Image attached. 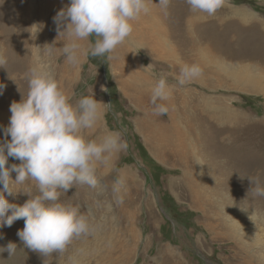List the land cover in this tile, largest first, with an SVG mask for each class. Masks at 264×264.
<instances>
[{"label": "rangeland", "instance_id": "rangeland-1", "mask_svg": "<svg viewBox=\"0 0 264 264\" xmlns=\"http://www.w3.org/2000/svg\"><path fill=\"white\" fill-rule=\"evenodd\" d=\"M69 4L0 0V54L7 60L0 66V141L11 103L27 95L29 70L40 63L71 103L84 96L100 102L97 126L85 131L88 139L99 142L118 131L127 147L114 153L108 165L97 163L96 187L60 190L58 202L77 207L88 218L89 234L73 239L62 253L42 255L17 236L24 227V220H17L0 228V264H264V195L252 190L264 189V93L231 77L233 69H249L264 80V0H223L214 16L191 27L189 38L170 34L169 45L177 44L174 56L162 55L152 41L132 32L104 57L89 54L94 36L80 41L76 65L66 61L67 38L59 37L53 21ZM245 8L253 13L246 18L236 11ZM182 10L187 11L182 0L160 4L163 25L169 18L178 28L175 18ZM131 23L141 28L136 19ZM185 42L196 47L183 51ZM185 63L198 64L203 72L181 86L177 77ZM161 75L174 88L169 101H158L168 103L169 112L156 115L151 87ZM127 85L145 86V93L126 91ZM157 121L179 123L185 143H197L189 148L193 158L187 162L197 175L211 172L207 189L199 184L198 196L188 195L180 163L154 147L150 134ZM13 163L20 161L10 157L8 165ZM117 180H123L119 192L114 191ZM12 190L14 195H5L18 205L40 195L32 180L13 182ZM9 242L17 245L11 256L4 251Z\"/></svg>", "mask_w": 264, "mask_h": 264}, {"label": "clouds", "instance_id": "clouds-1", "mask_svg": "<svg viewBox=\"0 0 264 264\" xmlns=\"http://www.w3.org/2000/svg\"><path fill=\"white\" fill-rule=\"evenodd\" d=\"M168 2L159 0L165 7ZM186 3L192 13L211 17L223 0H186ZM148 11L147 0H70L53 18L59 37L63 34L67 38L63 46L66 61L76 65L79 42L93 36L95 42L89 46L92 57L112 53L131 36V21ZM47 51L51 53L52 49ZM6 63L0 54V66ZM202 72L198 64H182L177 82L183 86L200 77ZM27 79V95L22 94L20 101L11 103L10 120L3 128L5 139L0 141V228L11 227L23 219L24 227L17 236L26 247L42 255L62 253L73 239L89 234L91 226L77 207L58 202L60 190L68 192L76 185L96 187L97 163L108 165L112 155L126 149L127 144L118 131L108 132L99 142L88 139L85 131L97 126L100 102L93 96H84L71 103L46 65L37 63L29 70ZM3 87L0 84V90ZM173 88L164 75L153 84L154 114L169 112V107L158 101H169ZM10 157L20 163L9 166ZM13 172L16 173L14 180ZM28 180L36 182L40 195L31 197L23 205L10 203L5 193L14 195L12 183L23 184ZM122 185L123 180H117L114 191L119 192ZM252 190L264 195L260 187ZM16 248L15 243L9 242L4 251L11 256Z\"/></svg>", "mask_w": 264, "mask_h": 264}, {"label": "bare ground", "instance_id": "bare-ground-1", "mask_svg": "<svg viewBox=\"0 0 264 264\" xmlns=\"http://www.w3.org/2000/svg\"><path fill=\"white\" fill-rule=\"evenodd\" d=\"M182 2H183L184 6H185V4L187 5V11L185 12L182 10L181 14L178 15L177 18H175V24L178 25V28H176V26L173 24L174 21L172 18H171L172 20H170L169 18H165L166 27L163 25L164 18L161 17L158 13V8L160 5L159 0H147V6L149 8V11L146 14H141L139 17V20H138V18L136 19V23H139V26L141 28H137L138 25H136L135 28L133 29L134 34L142 40L147 38V41H150V43L152 41V46H154V49H157L159 52H162V55L174 56V52L176 51L175 47H177L176 46L177 44L175 46H173L171 44L169 45V42L167 40H168V37L170 38V34L174 37L176 36L177 40L180 39V37L178 35H181V36L187 35L186 38H189V34L191 33V27L197 25L198 22L201 21V19L204 20V18H206V16H207L206 14H203V13H192L190 11L189 5L186 3V0H182ZM176 4H178V3H176ZM236 11L237 12L241 11V13H240V15H242L241 17L244 16L245 18L247 16L249 17L251 14H253V13H251V10L249 8L240 9V10L236 9ZM170 14H171V12H170ZM166 17H168V16L166 15ZM208 18H210V17H208ZM213 26H215V25H213ZM203 35H201V36H203ZM178 37H179V39H178ZM182 44L186 45V46L180 47V49H182L183 51L189 50V47H194V48L196 47L195 45L190 46L191 45L190 42H188V44L186 42L182 43ZM179 45H181V44H179ZM202 51H204V50H202ZM197 52H199V51H197ZM207 65H209V64H207ZM121 67H123V66H121ZM239 73L241 74V76H239ZM231 77L235 81H243L248 87H251L254 90L261 91L262 93H264V80L261 78V76H259V74L257 75V73H255L249 69H246V70L233 69L231 72ZM199 81H201V80H199ZM127 86H128L127 89H125L126 91L131 89V90H134L135 92L141 91L142 94L145 93V91L143 90V88H145V86H143L142 88L140 86H137V87H133V86H129V85H127ZM167 105H168V103H167ZM98 110H99V108H98ZM173 118H174V115H173ZM154 122H156V121H154ZM151 125H153V124H151ZM175 126L177 127V129ZM183 129L184 128L182 126L180 127L179 123H176V122H174L171 126H168V125H165V124L157 121V124L155 123L152 127V133L150 134V137H152V139H154L152 142L154 144V147L157 146V148L160 147L161 149L165 150V152L163 151L164 152L163 155L167 154V155L173 156V158H175L176 161L178 163H180V165L183 167L182 173H183L184 178H183L182 182L184 183V185L186 187V188L185 187L184 188L187 190L188 195H190V197L193 198L195 195L198 196L197 194H199V191H198V188L200 187L199 184H201V187L204 190L207 189L206 186H207L208 180L210 178L208 176H210L211 172L210 173L209 172L208 173L203 172V174H202V172H200L199 174H202V175H199V174L197 175V173L194 172V170H193L192 164H189V162H187L188 159L193 158L189 148L190 147L193 148V147L197 146V143H196V145H192V146H190V144L185 143V136L186 135H184ZM176 132L178 134H175ZM153 133H154V135H152ZM176 135H178V138L176 137ZM202 168L204 169V167H202ZM123 169H125V168H123ZM205 173H207V175ZM121 175H122V177H124L125 180H127L126 175H128V174L121 172ZM131 176H132V174H131ZM205 176H207V177H205ZM133 177H135V176H133ZM130 182H132V181L130 180ZM206 202L204 201V203H206ZM138 238H139V236H138Z\"/></svg>", "mask_w": 264, "mask_h": 264}]
</instances>
